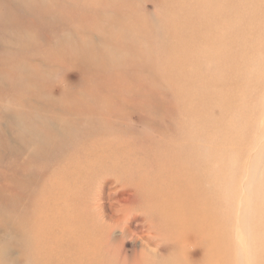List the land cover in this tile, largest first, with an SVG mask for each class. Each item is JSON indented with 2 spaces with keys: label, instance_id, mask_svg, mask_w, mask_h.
Returning <instances> with one entry per match:
<instances>
[{
  "label": "rangeland",
  "instance_id": "rangeland-1",
  "mask_svg": "<svg viewBox=\"0 0 264 264\" xmlns=\"http://www.w3.org/2000/svg\"><path fill=\"white\" fill-rule=\"evenodd\" d=\"M47 1L51 9L48 14L16 8L13 10L17 16L7 27L0 18V200L17 193L22 208L32 203L34 194H49L48 187L40 183L49 181L53 164L40 160L42 155H36L33 145L24 146L25 141L13 124L21 121L16 119L17 112L38 110L59 127L64 121H108L124 144L138 146L141 142L148 152L160 148L172 153L178 143L205 133V126H210L216 151L223 148V156L231 161L239 159L237 172L231 175L234 181L230 188L235 191L234 186H239V191L233 198L229 223L232 244L245 252L249 239L238 237V219L244 214L245 203L256 199L257 184L264 176L263 65L262 71L253 73L259 69L256 59L264 62V44L258 46L264 40V27L256 29L252 47L244 50L242 45H236L227 58H220L221 52L210 53L211 47L206 49L204 41L207 34L226 32L224 26L220 31L219 26L207 22L215 5L209 4L208 9L202 6L199 13L201 4L197 0H98L83 4L74 0ZM2 11L1 7L0 17ZM261 11L264 14L263 6ZM130 32L137 39L133 40ZM24 35L28 38L22 45L19 38ZM144 44L148 52H144ZM73 48H81V53ZM103 48L105 54L100 53ZM241 53L246 58L242 65L238 62ZM193 66L199 69L193 71ZM226 82H231V93L222 87ZM223 97L228 104L222 103ZM66 107L68 111L63 110ZM250 121L240 133V137L248 138V143H220L224 135H229L226 127L239 130ZM109 137L114 140L112 135L105 138ZM139 152L136 156L140 159L143 155ZM35 170L39 172L37 181L30 176ZM249 174L254 179V193L244 187ZM26 178L31 181L29 185L35 186L22 190L20 186L25 185ZM7 185L15 187L9 189L5 199ZM8 210L14 213L18 208L10 205ZM40 211L35 210L44 218ZM32 217L35 219L36 213ZM5 227L0 223V264H24L26 260L19 248L22 235ZM145 228L146 225L141 227ZM201 244L203 247L190 245L192 251L199 246L198 251L181 258L188 259L189 264H235L233 248L231 252L225 248L227 259L218 240L214 254L207 251L210 262H201L205 238ZM151 246L158 248L154 242ZM128 247L129 256L120 258L118 264H147L144 258L150 255L142 257L139 252H132L134 246ZM158 249L166 252L165 257H150L151 260L176 257L170 249ZM247 253L244 257L249 260L256 258L253 250ZM163 264L176 263L169 258Z\"/></svg>",
  "mask_w": 264,
  "mask_h": 264
},
{
  "label": "bare ground",
  "instance_id": "bare-ground-1",
  "mask_svg": "<svg viewBox=\"0 0 264 264\" xmlns=\"http://www.w3.org/2000/svg\"><path fill=\"white\" fill-rule=\"evenodd\" d=\"M86 1L98 0H74L77 4ZM197 1L201 4L199 13L202 6L208 9L209 4L215 5L207 22L219 26L220 31L222 26L226 30L219 35L205 36L206 49L211 47L208 49L210 53L221 52L220 58H227L236 45H242L245 50L255 44L256 29L264 27L261 11L264 0ZM106 2L109 3V0ZM1 7L0 18L6 27L17 16L13 9L37 14L51 12L47 0H0ZM129 34L133 37L131 32ZM27 38L25 35L19 38L22 45ZM135 39L136 36L133 37ZM262 43L264 40L258 45L260 48ZM144 45V52H148L147 44ZM80 49L72 50L81 53ZM100 53L105 54L104 48ZM241 55L238 57L240 65L246 62L245 55ZM256 62H259V69L253 71L255 74L263 70L262 65L264 67L261 60L256 59ZM194 67L193 71L199 69ZM248 77L251 78V75ZM222 87L225 92L231 93V82ZM221 101L228 104L225 97ZM68 108L63 110L68 111ZM76 110L78 107L73 112ZM17 113L16 119L21 121H14L13 124L20 131L24 146L33 145L37 149L36 155H42L40 160L47 159L53 164L49 181L40 183L48 187V195L42 197L36 188L35 193H38L33 195L32 203L22 208L17 193L7 200H0L3 202L0 203V223L5 228L12 227L23 237L19 248L26 260L24 264H118L120 258L129 256L128 244L134 246V254L139 252L142 257L150 255L144 258L147 264H163L169 258L176 264H189V260L181 256L197 252L200 245L203 247V238L206 248L201 262H210L211 254L207 251L213 253L218 240L226 258L225 248L230 252L233 248L235 264H264V176L257 184L256 199L245 203L244 214L238 219V227L241 228L238 237L249 239L246 240L245 252L253 250L256 256L249 260V257H244L243 248L232 244L229 223L233 198L239 191V186H234L235 191L230 188L234 181L231 175L237 172L239 159L231 161L223 156V148L216 151L210 126H205V133L178 143L172 153L160 148H152L148 152L141 142L138 146L124 144L119 136L114 135L113 126L108 121H64L59 127L58 123L47 120L38 110ZM248 123L251 121L239 130L232 127L230 131L226 127L229 135H224L220 143L227 145L232 140L248 143V138L240 137ZM211 126L214 127V124ZM181 133L186 136L185 131ZM110 135L114 140L105 138ZM139 150L143 155L140 159L136 156ZM33 172L30 176L37 181L35 177L39 172ZM251 178L249 174L244 187L254 193V179ZM24 182L25 185L20 186L22 190L35 186L29 185L31 181L27 178ZM11 187L15 186H6L5 199ZM10 205L18 210L9 213ZM38 209L44 213V218L35 212ZM35 213L34 219L32 215L35 216ZM250 214L251 219L246 220ZM144 225L146 228L141 229ZM117 230L119 234H115ZM152 242L158 248L172 250L176 257L171 255L156 260L165 257L166 252L151 246ZM193 244L199 246L192 251L189 246ZM150 257L156 258L151 260Z\"/></svg>",
  "mask_w": 264,
  "mask_h": 264
}]
</instances>
